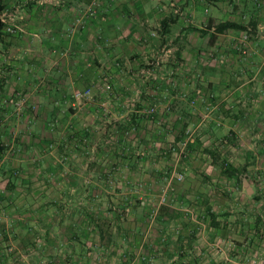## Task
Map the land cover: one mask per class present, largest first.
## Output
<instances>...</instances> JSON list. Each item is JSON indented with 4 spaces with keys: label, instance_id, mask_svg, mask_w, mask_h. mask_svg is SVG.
<instances>
[{
    "label": "crops",
    "instance_id": "0c3cea01",
    "mask_svg": "<svg viewBox=\"0 0 264 264\" xmlns=\"http://www.w3.org/2000/svg\"><path fill=\"white\" fill-rule=\"evenodd\" d=\"M228 133L264 170V0H0V264H264L258 217L222 226L235 238L194 218Z\"/></svg>",
    "mask_w": 264,
    "mask_h": 264
},
{
    "label": "rangeland",
    "instance_id": "374dc122",
    "mask_svg": "<svg viewBox=\"0 0 264 264\" xmlns=\"http://www.w3.org/2000/svg\"><path fill=\"white\" fill-rule=\"evenodd\" d=\"M16 28L14 26H9L7 28V31L9 33H15L16 32ZM246 39V38H244ZM248 39V38H247ZM243 51L245 52L246 49L244 48ZM203 119V117H201V120ZM204 123L207 122V120L203 119L202 120ZM220 125V124H219ZM196 133L195 130H192L191 128L186 129L185 133L182 134V138L179 141H171L170 144V149L174 150V154H176L177 158H179L181 155H184L185 153L188 152V150H190V148L192 147V145L194 143H196ZM230 135V133H228V136ZM236 135L238 134H234L232 133L230 135V138L228 139L227 146H231L230 149L226 150V152H224L227 157L228 160L224 159V161L228 164H230L234 169V155H237V160H238V168H236V170H238L240 172V174L236 177H224L222 176V172L220 170V168H218V170L216 171L217 173L214 175V171L208 166L207 169L208 171L211 169V172L204 171V174H206V176H208L209 180L206 178L204 180L206 181H210L211 186L216 187V195L214 197H210V201L211 203L209 204L210 201H208L207 204H209V208L207 207V209L204 211V215L201 216L200 214H196L194 213V218L196 219L198 216V221L201 224H206V223H210L212 227H215L214 225H212V223H216L217 225H219V231L220 233L218 234V236L220 237H227L230 236L231 238H235L236 234L235 231H229L226 228H223L222 226H227L228 224H231L232 227H234V225L240 224L239 222L245 224V228L246 230H248L250 232V224H251V220L253 217H258L256 218V220L258 219V222H262V226L264 227V213H256V206L261 207L262 209L264 208V197L258 195L254 196L253 193L250 191V193L248 192V189L251 188L252 186L256 187L255 184L258 183L259 187H263L264 186V177H262V175H264V170H262L263 166H261L259 168L258 171H256L254 165H252L251 159L254 155H252V149L249 147L248 144L245 143V141L242 144L243 149L239 150V146H237L240 142V138L237 139ZM240 135V134H239ZM256 135V134H253ZM251 136V135H250ZM249 136V137H250ZM190 140V141H189ZM255 142H257V138L255 137ZM241 144V143H240ZM254 147L256 148L257 144L253 143ZM236 147L238 150L234 151L233 148ZM254 152H256V149H254ZM257 154V153H256ZM258 155V154H257ZM260 156V155H259ZM232 161V162H231ZM218 162H220L218 160ZM218 165V164H217ZM246 168V173H242L243 168ZM257 168V167H256ZM256 172H259V181L256 182V178L254 176V174ZM181 173V172H179ZM184 176L185 179V175L183 173H181ZM208 174V175H207ZM205 178V177H203ZM221 179L220 180H216V179ZM244 178H246L247 180V185L244 184ZM183 179V181H184ZM214 179V181H212ZM175 180V179H174ZM202 180V179H200ZM262 180V181H261ZM177 181V180H175ZM182 181V182H183ZM205 181V182H206ZM178 182V181H177ZM257 198V199H256ZM173 200H178L179 198H177V196L175 197H168L165 196L162 199L161 198H152L147 200L148 201V205L150 207L149 209V217L151 220L150 223L154 224L155 220L154 218L156 217V215L158 214L159 208H157L159 202L161 201L162 203H167V202H171ZM140 201H142V198L139 197H134L131 199V205H137L140 204ZM174 202V201H173ZM226 206V210L224 207L222 206ZM236 206H241L242 210L240 212H238V210L236 211ZM157 210V211H156ZM264 211V210H262ZM157 212V213H156ZM166 217L168 218L169 222H170V217L168 216V214L166 215ZM183 219V218H181ZM202 220V221H201ZM221 225V226H220ZM149 227V226H148ZM153 227V226H152ZM151 227V229H152ZM217 229V228H215ZM176 231L174 232L173 230H171V226L167 227V231L166 234H168V236H173V234H175ZM206 235H209L206 233ZM211 235V234H210ZM176 236H178L176 234ZM230 250L236 248L235 244L229 245L227 247ZM234 250H232L233 252ZM190 262H183L182 264H189Z\"/></svg>",
    "mask_w": 264,
    "mask_h": 264
},
{
    "label": "trees",
    "instance_id": "16d2710c",
    "mask_svg": "<svg viewBox=\"0 0 264 264\" xmlns=\"http://www.w3.org/2000/svg\"><path fill=\"white\" fill-rule=\"evenodd\" d=\"M255 29V25L249 24V25H243L241 23L237 22H231V21H226L219 23L214 26V32L218 34L225 33L227 31H243L247 33H253ZM212 157L215 159V161H220L218 164V167L220 168L222 174L226 177H236L240 174V172L236 169H234L230 164L226 163L220 156L217 154L212 153ZM246 173V168L244 167L241 174Z\"/></svg>",
    "mask_w": 264,
    "mask_h": 264
},
{
    "label": "built area",
    "instance_id": "2783aa9c",
    "mask_svg": "<svg viewBox=\"0 0 264 264\" xmlns=\"http://www.w3.org/2000/svg\"><path fill=\"white\" fill-rule=\"evenodd\" d=\"M97 5H98V3L96 1H94L92 3V5H91L90 9L87 12V15L94 16L96 14ZM81 22H82V18H78L77 19V23L79 24ZM104 87H105L106 90L110 91L111 88H112V85L109 84V83H106L104 85ZM89 94H90V89L81 90V91H78V92L75 93V98L78 99V100H80L83 97L88 96ZM150 112L151 113H154L155 110L154 109H151ZM213 112H214V110H211V108L210 109H207V113L205 114V116L203 117V119L204 120L205 119L206 120H209L210 117H211V115L213 114ZM175 179L180 182V181H183L184 176L182 174H178L177 176H175Z\"/></svg>",
    "mask_w": 264,
    "mask_h": 264
},
{
    "label": "water",
    "instance_id": "95a60500",
    "mask_svg": "<svg viewBox=\"0 0 264 264\" xmlns=\"http://www.w3.org/2000/svg\"><path fill=\"white\" fill-rule=\"evenodd\" d=\"M244 184L247 185V180L246 178H244ZM250 189V188H249Z\"/></svg>",
    "mask_w": 264,
    "mask_h": 264
}]
</instances>
